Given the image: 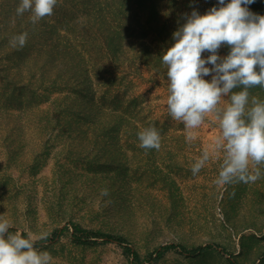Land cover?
I'll use <instances>...</instances> for the list:
<instances>
[{
	"label": "rangeland",
	"instance_id": "1",
	"mask_svg": "<svg viewBox=\"0 0 264 264\" xmlns=\"http://www.w3.org/2000/svg\"><path fill=\"white\" fill-rule=\"evenodd\" d=\"M175 1L130 0L116 11L119 57L110 62L97 0H57L36 24L16 16L19 0H0V219L52 264H136L115 241H76L73 223L126 238L142 264H264V165L255 183L217 186L215 153L193 176L219 129L208 117L189 143L168 115L162 51L183 13L214 5ZM23 32L25 46L12 47ZM98 58L107 64L95 67ZM150 126L159 150L139 146L137 133ZM168 245L210 248L150 259Z\"/></svg>",
	"mask_w": 264,
	"mask_h": 264
},
{
	"label": "clouds",
	"instance_id": "2",
	"mask_svg": "<svg viewBox=\"0 0 264 264\" xmlns=\"http://www.w3.org/2000/svg\"><path fill=\"white\" fill-rule=\"evenodd\" d=\"M254 2L218 0V6L204 14L193 7L191 13L181 15L184 23L177 21L171 37L174 43L162 51L167 112L184 125L186 142L197 138L195 130L208 117L219 129L211 152L204 149L191 167L196 176L212 154L221 153L217 186L255 183L262 176L264 100L250 97V90L257 86L264 90V15L249 10L247 6ZM56 5L57 0H19L15 13L17 17L30 13V22L36 24L51 16ZM27 38V32L14 35L10 44L23 48ZM222 47L229 49L226 56L218 54ZM208 76L210 81L204 79ZM222 98L227 99L223 106ZM137 137L143 149L161 147V135L154 126ZM108 194L107 189L102 191ZM10 227L8 220L0 219V264H52L51 254L36 250L31 236L25 238L19 230L11 233ZM38 239H46V234Z\"/></svg>",
	"mask_w": 264,
	"mask_h": 264
},
{
	"label": "trees",
	"instance_id": "3",
	"mask_svg": "<svg viewBox=\"0 0 264 264\" xmlns=\"http://www.w3.org/2000/svg\"><path fill=\"white\" fill-rule=\"evenodd\" d=\"M129 1L130 0H97L96 9L94 10V13L99 18L98 20L101 25V28L103 27L102 30H107L108 32L106 35L103 36V38H101V43L105 45V51L107 52V56L110 62H112L113 60L116 61V57H119V51L117 50V41L119 39V33L117 27L115 26V12L119 11L122 8H125L124 4L128 3ZM170 1L176 3L175 0ZM225 2L227 3L228 0H225ZM169 5H171V3ZM213 6H218V0H214ZM247 7L253 13L264 15V0H255L254 3L248 5ZM221 49L224 55L226 56L228 54L229 49L227 47H222ZM88 60L91 62L92 58H89ZM98 62L101 64H107L105 60L101 62L100 58H98V60L94 64L95 67L97 66ZM260 92L261 88L257 86L250 90V97L254 96L258 98ZM9 231L11 233L16 232L14 229H10ZM22 235L25 238H28V235L26 233H23ZM72 236L78 242H87L92 240L93 243H97V239H101L102 243L108 241H115L122 246L123 253L126 257H132L136 264H142L140 262V256L136 252H133L129 246L125 245L127 243V240L122 236L86 229L76 223L72 224ZM209 248L210 246L200 247L196 249H187L183 246L177 247L174 245H168L156 250V256L154 258H152V255L149 257H151L150 259L157 260L161 258L162 255L170 249H179L181 252H184L186 254H195L198 252L206 251Z\"/></svg>",
	"mask_w": 264,
	"mask_h": 264
}]
</instances>
